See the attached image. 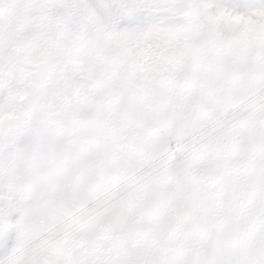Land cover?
I'll use <instances>...</instances> for the list:
<instances>
[{
    "label": "snow or ice",
    "instance_id": "1",
    "mask_svg": "<svg viewBox=\"0 0 264 264\" xmlns=\"http://www.w3.org/2000/svg\"><path fill=\"white\" fill-rule=\"evenodd\" d=\"M0 264H264V0H0Z\"/></svg>",
    "mask_w": 264,
    "mask_h": 264
}]
</instances>
